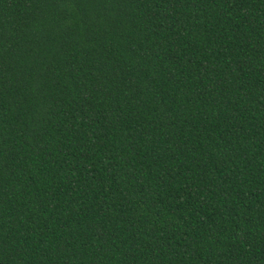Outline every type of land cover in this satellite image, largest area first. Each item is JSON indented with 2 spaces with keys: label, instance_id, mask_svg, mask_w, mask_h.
I'll return each mask as SVG.
<instances>
[{
  "label": "trees",
  "instance_id": "1",
  "mask_svg": "<svg viewBox=\"0 0 264 264\" xmlns=\"http://www.w3.org/2000/svg\"><path fill=\"white\" fill-rule=\"evenodd\" d=\"M0 264H264V0H0Z\"/></svg>",
  "mask_w": 264,
  "mask_h": 264
}]
</instances>
